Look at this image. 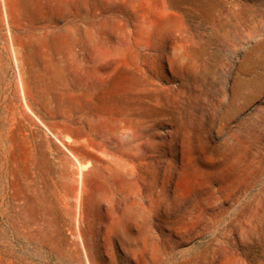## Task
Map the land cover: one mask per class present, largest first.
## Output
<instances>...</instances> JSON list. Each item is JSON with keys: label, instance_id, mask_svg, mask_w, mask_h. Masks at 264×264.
<instances>
[{"label": "rangeland", "instance_id": "374dc122", "mask_svg": "<svg viewBox=\"0 0 264 264\" xmlns=\"http://www.w3.org/2000/svg\"><path fill=\"white\" fill-rule=\"evenodd\" d=\"M64 6L0 30V264H264V0Z\"/></svg>", "mask_w": 264, "mask_h": 264}, {"label": "bare ground", "instance_id": "6f19581e", "mask_svg": "<svg viewBox=\"0 0 264 264\" xmlns=\"http://www.w3.org/2000/svg\"><path fill=\"white\" fill-rule=\"evenodd\" d=\"M39 1H41V0H0V30H4V32L6 33V35L8 37V43L10 45V52H11L14 60L16 61V63H17V59L22 57L24 48H26L28 50H31L33 44L35 43V41L33 39L29 38V37H19L16 34V31L21 29V28H23L25 26V21L27 20L28 17H31V16H29V14L31 15L32 11L34 9L36 10V6L39 5ZM52 1H53L54 8L57 9V10L60 9L61 5H62V7H63V4L65 5L64 6L65 9H66V11H65V20H66V23H67L66 27H65V32H64V35L66 37V41H65L66 50H67L66 53L68 54V56H72L73 36H74L73 33L75 32L74 31L75 29L73 30V27L71 25V19H72V16L74 14V13H72V8H71L72 0H52ZM34 5H36V6H34ZM165 13L166 12H165V8L164 7H160V8H158L156 10V14L159 17L164 16ZM34 16L35 15L33 13V17ZM53 17H55V16L53 15ZM48 28H50V27H48ZM61 35H63V34L61 33ZM56 50H58V49H56ZM17 65H18V63H17ZM20 90H21L22 97L23 98H27L26 97V92L24 91L22 85H21V89ZM23 98H21V99H23ZM122 128H123V130L121 132V135L123 137L125 135H130L131 137L134 136V129L131 126H129V125L126 126V125L123 124ZM117 130H118L117 125H115V126L110 128V132H111L112 135H116ZM83 136L84 135H82V137ZM79 138H81V137H79ZM69 141H71L70 138H69ZM76 141H78V140H76ZM62 145H63V147L66 150H68V146L66 144L62 143ZM70 154L73 156V154L71 152H70ZM73 158L78 162L77 158H75L74 156H73ZM89 167L90 168L93 167L92 163H90V162H85V164H82V163H79V162L77 163L76 178L74 179L73 185H72V188H71V195H72V198H73V201H74V221H75V224H76V233H77V235L79 237H80V228H81V224H82V221H83V213H84L83 204H84V202L85 203L87 202L88 198L91 195V194L89 195V191H91V190H88V187H87V183H88V179L87 178H88V175L93 174V171L89 170ZM84 170H85V172H84ZM96 190H97V188H96ZM95 196H96V194H95ZM84 199H85V201H84ZM128 199H130V198H128ZM124 213L127 216L136 218L137 220L138 219H143L144 220L145 218H147L146 213L144 211H142V209H141V204H139V202H137L136 200L128 201V203L125 205ZM134 218H133V220H134ZM127 220L129 221V219H127ZM133 220H132V222H133ZM143 220H141V223H143L142 222ZM146 220H148V218ZM111 224L112 225H111L110 229L111 230H115L117 228V224H119V223L114 222V223H111ZM131 229H133V227ZM134 229H136V228H134ZM138 234H141V232L138 233ZM125 235H126V233H125ZM132 236H134V235L130 234V237H132Z\"/></svg>", "mask_w": 264, "mask_h": 264}]
</instances>
